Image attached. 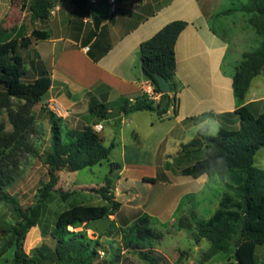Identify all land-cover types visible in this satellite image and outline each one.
<instances>
[{"label": "trees", "instance_id": "trees-1", "mask_svg": "<svg viewBox=\"0 0 264 264\" xmlns=\"http://www.w3.org/2000/svg\"><path fill=\"white\" fill-rule=\"evenodd\" d=\"M15 1L11 0V3ZM55 2L23 0L21 8L27 10L33 20L44 22L50 18ZM72 3L80 11L93 12L89 0H72ZM242 10L249 15L248 23L261 42L255 49L242 54L233 75V91L239 104L233 114L239 117L240 127H220L216 136L209 135L207 125L200 128L198 137L182 147L183 151L192 152L203 141L205 156L180 171L182 176L194 179L202 176H217L224 181L229 179V190L222 195L210 218L200 220L193 216L190 221L180 218L179 225L182 229L194 228L197 242L204 239L209 242V248L203 254L204 260L226 253L235 264H264L256 258L257 247L264 245V171L255 165L257 152L264 149V111L258 112L252 104L244 105L253 80L264 71V0H248ZM94 18L101 20L96 15ZM188 25L184 20L172 21L141 43L139 61L143 75L161 97L159 101L147 97H138L134 101L122 98L120 105L125 115L152 111L164 120L173 106L174 116H177L180 86L176 80V46ZM49 36L46 31L34 30L31 37L0 41V260H8L12 264H98L105 248L102 239L108 232L93 238L81 228L90 229L86 224L104 220H110L111 225L116 226L111 216H116L122 204L116 200L111 182L107 179L91 192L99 195L111 208L86 205L91 194L82 190L56 188L59 172H79L109 161L114 144L106 146L93 126L68 131L65 139L61 119L44 108L51 122V145L40 157L47 168L48 181L41 183L37 201L26 208L9 192L23 173L24 159L38 153L33 140L37 126L33 109L52 85L51 76L46 71L37 79L28 80L25 60L17 51L19 48L27 49L32 38L43 40ZM157 74L170 83L171 93L161 91ZM88 110L91 116L101 121L109 120L111 115L110 106L95 98L90 100ZM4 114L12 126L10 131L2 120ZM204 116L215 117L211 113ZM111 167L116 171L122 165L113 162ZM144 181L156 183L157 180L146 177ZM55 198L63 203V209L55 213L53 221H49L46 212ZM2 209L9 213L2 212ZM149 221L150 217L144 216L133 227L118 228L134 233L138 225H146ZM35 227L42 228L43 237L50 238L53 246L44 244L28 256L24 243ZM143 231L148 238L163 237L162 233L156 234L150 229ZM127 244L132 247L131 240ZM140 254L148 264H160L154 250Z\"/></svg>", "mask_w": 264, "mask_h": 264}, {"label": "crops", "instance_id": "crops-1", "mask_svg": "<svg viewBox=\"0 0 264 264\" xmlns=\"http://www.w3.org/2000/svg\"><path fill=\"white\" fill-rule=\"evenodd\" d=\"M105 2L106 0L103 3ZM15 13L11 0L0 1V21L3 22L5 16L11 19L7 22L9 27L6 28V23H3L6 33L0 30V41L31 37L34 30L48 32L49 38H32L27 49L19 48L17 51L24 58L25 64L27 60L29 62L27 77L32 81L44 71L48 72L52 85L45 99L50 105L58 104L63 110L66 108L65 113L70 117H76L78 108L86 103L88 116L85 126L102 125L103 129L99 134L103 142L106 137L103 136L105 127L102 122H113L117 128L114 135L109 137L113 144L117 132L123 134L124 125L132 127L131 137L140 143L145 137L136 124L139 117H145L146 113H150L149 117L153 122L152 134L159 136L160 142H165L174 135L176 155H191L192 152L181 154V146L198 137L199 129L206 125L208 118H222L224 123L220 120V127L227 129L240 127L239 117L233 114L239 104L232 85L239 60L235 57L232 64L228 63L230 46L215 32L213 8L207 0H116V11L100 21L94 18L93 12L88 14L77 9L72 0H58L51 11L53 16L44 22L37 20L35 23L42 28H33L30 33L23 26L26 11L18 18L13 17ZM175 20L189 23L176 46V80L180 86L177 116H174L173 106L164 120L159 119L157 113L152 111L125 115L120 105L122 98L132 101L138 97L150 99L154 92V87L144 77L141 69V43ZM261 86L257 82L256 87L259 89ZM248 95L244 105L252 104L256 107L264 101V97L249 99ZM92 98L110 106L109 120L101 121L89 114L88 107ZM209 113L215 117H202ZM173 116L175 120L171 119ZM189 118L200 121L193 124L194 130L188 123ZM157 123H169V128L165 132L155 131ZM177 127L180 129L174 134ZM188 129L193 131L189 133ZM123 171L124 169L121 172ZM112 190L115 193L116 190ZM115 195L119 201L118 194ZM90 199L85 202L86 205H93ZM104 204L108 203L104 201ZM100 229L101 227L96 228L95 234H100Z\"/></svg>", "mask_w": 264, "mask_h": 264}, {"label": "rangeland", "instance_id": "rangeland-1", "mask_svg": "<svg viewBox=\"0 0 264 264\" xmlns=\"http://www.w3.org/2000/svg\"><path fill=\"white\" fill-rule=\"evenodd\" d=\"M0 1L5 2V0ZM22 1L16 0L13 4L16 12L13 16L15 18L22 15L24 11L19 8ZM55 1L56 6L58 0ZM247 1L207 0L213 8L215 31L229 43L228 63L230 64L235 57L240 62L244 52L255 49L261 42V38L248 23L249 15L242 10ZM26 13L23 18V26L28 33L33 28H42L41 25L35 23L37 20H33L27 10ZM7 17L5 16L3 22L0 21V25H2L0 30H3V33H6L3 23H6L7 28L9 27L7 22L11 20ZM23 55H25L24 51ZM25 67L29 68L28 60ZM227 67L230 69L229 65ZM27 79L29 80L28 77ZM257 82L262 84L259 89L256 87ZM262 82H264V73L255 79L248 95L249 99L264 97V83ZM45 98L44 96L42 101L33 109L37 125L33 140L38 146V153L24 159L23 173L9 190L10 194L16 196L25 208L37 201V192L41 183L48 181L47 168L40 157L51 145V122L49 114L44 108L54 112L53 109L58 104L50 105V102ZM263 104L262 102L255 107L258 112L263 110ZM78 109L79 112L76 117H70L69 114H66V108L62 110V115H56L61 119L65 139L68 131H80L86 125L87 104L81 105ZM149 114L146 113L145 117H139L137 120L136 125L145 137L140 140V143L132 139V127L124 125L123 134L117 132L115 146L109 161H104L100 165L79 172L73 173L68 170L59 172L60 179L57 189H76L91 194L93 188H98L108 179L112 188L116 190L115 193L118 194V200L123 203L116 216H111V219L115 220L116 226H112L110 220H104L86 224L90 229H86L84 226L81 228V230H88L89 235L93 238L105 231L108 232L107 236L102 239L105 248L98 264H148L140 252L149 250L155 251L156 256L160 259V264H235V261L230 259V255L226 253L219 254L211 260H204L203 254L209 248V242L205 239L197 242L194 228L182 229L179 225L180 218L189 221L193 216L200 220L210 218L217 210L222 195L229 190L227 186L230 183L229 179L224 181L217 176H205L198 179L182 176L180 171L183 168L194 164L205 156L204 142L200 141L202 145L198 143L191 155H176L174 135L173 138L169 137L165 142H160L159 136L152 134L153 122H151ZM171 119L175 120V117L173 116ZM2 120L5 122L7 130H12L6 114L2 116ZM220 120L222 121V118L207 119L206 125L209 128V135H217L219 127L222 126L219 124ZM199 122L196 118L188 119L193 130V124ZM102 123L105 127L103 131V136L106 137L105 145L110 146L112 142L109 137L114 135V130L117 128L113 122ZM167 124L169 123H157L155 131H167L169 128ZM179 129V127L175 128L174 134ZM191 131L189 130V133ZM183 153H188V151H183L181 146V154ZM113 162L120 163L123 168L112 171L111 163ZM255 165L264 171V149L257 152ZM122 169H124L123 172H121ZM146 177L155 178L157 181L156 183L146 182L144 181ZM99 198L100 196L91 194L90 203L93 205L104 204L102 198ZM62 204L58 198L50 203L46 212V218L49 221H53L55 213L63 209ZM104 205L111 208L109 204ZM2 212L9 213L7 209H2ZM144 216H149L150 221L146 225H138L134 233L128 229L118 228L133 227L139 224ZM100 227V234H95L94 230ZM145 229H150L156 234L162 233L163 237L160 239L148 238L143 231ZM130 240L132 247L127 244ZM137 242L139 245H135ZM44 244L53 246L50 238L43 237L42 228L35 227L27 235L24 251L28 256H31L34 250ZM256 258L260 263H264V245L257 247ZM0 264H12V262L0 260Z\"/></svg>", "mask_w": 264, "mask_h": 264}, {"label": "built area", "instance_id": "built-area-1", "mask_svg": "<svg viewBox=\"0 0 264 264\" xmlns=\"http://www.w3.org/2000/svg\"><path fill=\"white\" fill-rule=\"evenodd\" d=\"M105 0H89V4L91 6V8L93 9V11L101 4L103 3ZM109 5V14H112L116 11V0H106V2ZM88 50V48H87ZM161 97L160 93H156L155 91L151 93L150 99L152 100H156L158 98ZM55 109V110H54ZM53 111L56 115H62V107L58 106L54 107ZM103 129L102 125H96L94 126V130L97 132H100Z\"/></svg>", "mask_w": 264, "mask_h": 264}, {"label": "water", "instance_id": "water-1", "mask_svg": "<svg viewBox=\"0 0 264 264\" xmlns=\"http://www.w3.org/2000/svg\"><path fill=\"white\" fill-rule=\"evenodd\" d=\"M93 14L100 17V18H107L109 15V5L107 3L100 4L94 11ZM157 82L162 92L164 93H171L172 88L170 83L167 81L166 78L157 74L156 75ZM199 145H202V142H199Z\"/></svg>", "mask_w": 264, "mask_h": 264}]
</instances>
